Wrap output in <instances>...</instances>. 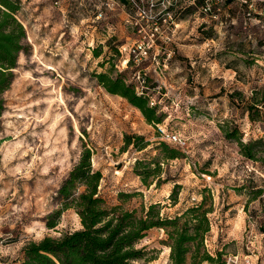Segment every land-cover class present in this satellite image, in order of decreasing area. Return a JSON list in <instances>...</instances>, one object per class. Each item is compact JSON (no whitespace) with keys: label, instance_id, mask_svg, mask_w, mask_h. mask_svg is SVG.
Masks as SVG:
<instances>
[{"label":"rangeland","instance_id":"374dc122","mask_svg":"<svg viewBox=\"0 0 264 264\" xmlns=\"http://www.w3.org/2000/svg\"><path fill=\"white\" fill-rule=\"evenodd\" d=\"M16 2L25 49L0 93V264L17 263L29 241L81 228L73 208L54 228L45 220L84 148L108 206L140 213L159 203L173 216L209 195L207 249L264 264V0ZM101 72L143 94L185 144L163 140L139 108L103 86ZM224 130L258 140L257 160ZM126 134L148 144L126 145ZM159 141L183 155L164 159ZM137 160L160 162L159 181L144 183ZM165 240L151 228L137 243L155 257L147 264H168Z\"/></svg>","mask_w":264,"mask_h":264},{"label":"trees","instance_id":"16d2710c","mask_svg":"<svg viewBox=\"0 0 264 264\" xmlns=\"http://www.w3.org/2000/svg\"><path fill=\"white\" fill-rule=\"evenodd\" d=\"M16 1L0 0V93L12 82L17 58L25 49V30L14 14ZM98 78L109 92L122 95L139 108L146 120L155 124L161 137L162 117L155 114V107L149 106L143 94H137L123 79L113 78L106 72L99 73ZM2 108L0 98V114ZM224 133L235 139L243 156L257 160L254 145L258 140L243 142L240 134L225 130ZM133 138L137 139L135 143ZM143 141L142 136L125 135L126 145L133 143L142 149L148 144ZM157 147L164 159L183 155L165 141H159ZM160 169V162L154 160H137L134 167L144 183L150 175H155L159 181ZM101 179V172L92 167L90 149L84 148L57 190L59 208L49 213L45 220L48 228H54L62 211L73 208L79 216L81 228L59 237L44 236L38 241L27 242L22 247L21 259L15 264H147L155 257L149 255L146 246L138 247L137 243L151 228H161L166 234L165 244L170 250L168 264H224L221 252L212 254L205 244L211 228L208 214L212 212V206H206V202L211 201L209 195L203 194L199 202L184 207L173 216H163L159 203L149 204L138 213L136 209H125L119 204L108 206L98 189ZM171 196L176 203L175 192Z\"/></svg>","mask_w":264,"mask_h":264},{"label":"built area","instance_id":"2783aa9c","mask_svg":"<svg viewBox=\"0 0 264 264\" xmlns=\"http://www.w3.org/2000/svg\"><path fill=\"white\" fill-rule=\"evenodd\" d=\"M159 130L161 131V138L163 140L174 142L181 146L185 144V140L179 134L167 131L163 125L159 126ZM224 264H254V262L253 257L250 254L242 256L229 254L225 257Z\"/></svg>","mask_w":264,"mask_h":264},{"label":"bare ground","instance_id":"6f19581e","mask_svg":"<svg viewBox=\"0 0 264 264\" xmlns=\"http://www.w3.org/2000/svg\"><path fill=\"white\" fill-rule=\"evenodd\" d=\"M43 66H44V65H43ZM45 68H46V69H52V66H50V65H46Z\"/></svg>","mask_w":264,"mask_h":264}]
</instances>
